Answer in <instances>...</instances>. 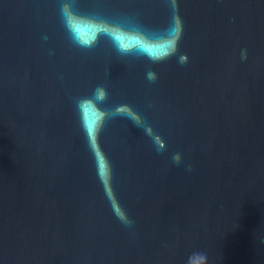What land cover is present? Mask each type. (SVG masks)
Instances as JSON below:
<instances>
[{"label":"water","instance_id":"1","mask_svg":"<svg viewBox=\"0 0 264 264\" xmlns=\"http://www.w3.org/2000/svg\"><path fill=\"white\" fill-rule=\"evenodd\" d=\"M0 264H264V0H0Z\"/></svg>","mask_w":264,"mask_h":264},{"label":"clouds","instance_id":"2","mask_svg":"<svg viewBox=\"0 0 264 264\" xmlns=\"http://www.w3.org/2000/svg\"><path fill=\"white\" fill-rule=\"evenodd\" d=\"M68 5L67 4H64V5H62V8H61V12H62V15H63V17H67V13H68ZM73 36H74V39H75V35L73 34ZM77 43H79V41L77 40ZM90 46V45H89ZM117 48H118V50L119 51H121V52H127V51H129V50H127V49H122V48H119V46L117 45ZM149 78L150 79H154L155 78V76H154V74L153 73H149ZM105 93L101 90V89H97L96 90V92H95V99L96 100H99V101H102L104 98H105Z\"/></svg>","mask_w":264,"mask_h":264}]
</instances>
